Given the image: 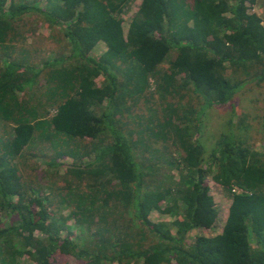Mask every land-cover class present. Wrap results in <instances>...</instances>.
I'll return each instance as SVG.
<instances>
[{
    "label": "trees",
    "instance_id": "16d2710c",
    "mask_svg": "<svg viewBox=\"0 0 264 264\" xmlns=\"http://www.w3.org/2000/svg\"><path fill=\"white\" fill-rule=\"evenodd\" d=\"M126 1L0 0V48L12 54L29 38L41 53L35 67L26 50L0 67V117L11 128L0 155V264H264V151L248 142V116H232L207 156L200 142L208 108L236 116V94L264 86V20L247 6L256 0H141L124 33ZM42 36L57 41L51 60ZM127 103L143 114H129L139 129L125 135ZM37 140L73 160L65 185L49 186L73 202L65 217L19 175ZM205 173L230 205L219 234L189 244L217 217ZM152 210L175 218L153 222Z\"/></svg>",
    "mask_w": 264,
    "mask_h": 264
},
{
    "label": "rangeland",
    "instance_id": "374dc122",
    "mask_svg": "<svg viewBox=\"0 0 264 264\" xmlns=\"http://www.w3.org/2000/svg\"><path fill=\"white\" fill-rule=\"evenodd\" d=\"M141 0H127L122 7L121 12V18H122V27L124 33H126L128 25L132 19V17L137 12ZM40 5L44 6L45 2L41 1ZM247 6L249 7V12H255L262 16L264 20V0H256L254 3L247 2ZM45 27L40 26L39 27V33L45 32ZM35 39L38 40V37L35 36ZM41 42L44 43L45 47L47 48L44 52L43 57H46L47 60H51L54 57H56V53L54 50L58 49L57 41L53 42L50 40V38H42L39 39ZM30 39L25 40L23 42H19L18 44H15V49L12 54L9 52H5L0 48V67H2V59L5 56H8L10 54V57H16V59H20L19 51L26 50L28 52V60H30V64L35 67V65H39L41 53L35 49V43L29 44ZM52 51L48 49H53ZM105 50V46L103 42L97 43L93 49L91 50L90 54L97 57L99 56L103 51ZM60 52V50H57ZM63 55H66V52L63 53ZM126 75L123 73V71L117 73V83L124 82L126 79ZM149 90H154V83L153 79H149ZM102 80L97 78L96 79V85H102ZM32 94L35 95V91H32ZM156 95V93H155ZM236 103H237V110H236V116L233 115L232 109H230L229 106L225 105L223 107H211L208 108L203 116L202 120V133L200 137V142L204 147V154L205 156L208 155L211 148L214 146L215 141L218 139V137L221 135V133L225 132L229 126L230 122L229 119L233 116L234 119H237L239 116H248V121L251 123V126L245 130V135L248 138V142L250 143V146L259 152L264 151V86L258 85L256 83H247L243 89L236 94ZM36 100H33L30 102V104H35ZM56 107H48L46 109L48 116H51L55 113ZM124 114L121 116V130L124 132L125 135H128L127 130L131 129L132 131H135L139 129L138 122L132 118L129 114H140V110L136 106H132L129 103L124 106L123 110ZM116 118H119L120 116H115ZM124 117V118H123ZM150 119H152V113L149 117L148 122H150ZM146 121V120H144ZM122 122H124L122 124ZM7 125H10V122L7 121L4 117H0V155L3 152L1 149L3 139L6 137L5 130L8 129L11 131L10 127H6ZM61 149H64L62 145H60ZM60 149L59 146L53 147L49 140H37L32 144L31 147H27L23 150L24 154V164L23 166L18 165L19 167V175H22V181L25 182L27 187L29 186L33 189V191L37 194H43L46 197H48L46 204L49 205L50 209H53L56 213V218L59 216L65 217L68 215L70 209L73 206V202H71V205H69L67 202L68 200L61 196L64 194V190L56 191L53 190L50 192V184L51 185H58V186H64L65 182L60 180V175L63 173V168L70 167L73 165V160L69 157H60L58 155L57 150ZM55 159L56 162H58V165H55L53 167H50L49 165H46V162ZM208 158H206L207 160ZM86 163V161H82ZM77 167H81V165H78ZM214 171V170H213ZM183 172H186L185 170ZM45 173L46 176H45ZM55 173V174H54ZM174 178L173 183L180 184L179 180V173L174 171ZM45 176V177H44ZM185 176H189V173H187ZM204 177L206 178L205 181L209 187V192L213 197L214 205L217 210V217L215 222L211 225L210 228H202V229H192L187 235L186 240L187 243L191 244L195 237L199 235L204 236H213L216 234H219L222 230L224 221L226 219L228 208L230 205V198L226 195L224 189L222 186L215 183L212 179L210 174L205 173ZM166 182V180H165ZM50 189V190H49ZM63 198V199H62ZM71 198L73 196L71 195ZM71 200V199H70ZM69 200V201H70ZM170 200H166V203L164 205H168ZM151 221L157 222V221H171L175 217L170 213H160L156 210H152L149 215ZM74 226L73 222L68 221V228ZM250 242L253 246H255V243L253 242V237H250ZM71 261H74L72 257H70ZM21 262L23 264H31V262L24 258L21 259Z\"/></svg>",
    "mask_w": 264,
    "mask_h": 264
},
{
    "label": "crops",
    "instance_id": "0c3cea01",
    "mask_svg": "<svg viewBox=\"0 0 264 264\" xmlns=\"http://www.w3.org/2000/svg\"><path fill=\"white\" fill-rule=\"evenodd\" d=\"M1 63H2V61H1Z\"/></svg>",
    "mask_w": 264,
    "mask_h": 264
}]
</instances>
